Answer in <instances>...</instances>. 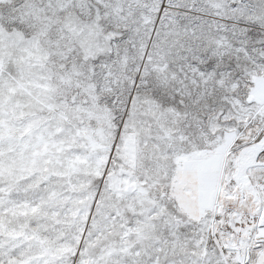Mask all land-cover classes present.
Returning <instances> with one entry per match:
<instances>
[{
    "label": "snow or ice",
    "instance_id": "obj_1",
    "mask_svg": "<svg viewBox=\"0 0 264 264\" xmlns=\"http://www.w3.org/2000/svg\"><path fill=\"white\" fill-rule=\"evenodd\" d=\"M0 264H264V0H0Z\"/></svg>",
    "mask_w": 264,
    "mask_h": 264
}]
</instances>
